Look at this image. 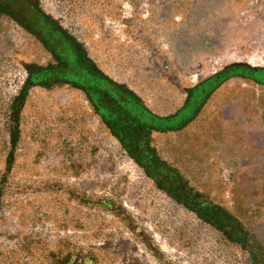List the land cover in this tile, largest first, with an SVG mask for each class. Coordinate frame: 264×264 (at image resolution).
<instances>
[{
	"label": "rangeland",
	"instance_id": "374dc122",
	"mask_svg": "<svg viewBox=\"0 0 264 264\" xmlns=\"http://www.w3.org/2000/svg\"><path fill=\"white\" fill-rule=\"evenodd\" d=\"M104 76L160 117L232 66L264 68V0H33ZM56 59L0 12V264H264V85L235 71L151 146L249 234L160 189L86 94L32 87Z\"/></svg>",
	"mask_w": 264,
	"mask_h": 264
},
{
	"label": "trees",
	"instance_id": "16d2710c",
	"mask_svg": "<svg viewBox=\"0 0 264 264\" xmlns=\"http://www.w3.org/2000/svg\"><path fill=\"white\" fill-rule=\"evenodd\" d=\"M0 12L15 17L16 22L41 41L59 62L30 70L22 91L13 101L15 115L19 114L32 87L49 89L69 84L82 90L122 147L160 189L217 228L230 227V237L236 242L250 240L249 234L234 216L191 187L176 168L159 156L151 146L150 136L154 131L176 130L194 118L212 92L239 69L243 70L241 76L264 85V68L232 66L227 72L206 80L190 91L186 108L174 116L160 117L147 109L134 94L99 72L76 43L40 11L33 0H0Z\"/></svg>",
	"mask_w": 264,
	"mask_h": 264
},
{
	"label": "flooded vegetation",
	"instance_id": "af4514ba",
	"mask_svg": "<svg viewBox=\"0 0 264 264\" xmlns=\"http://www.w3.org/2000/svg\"><path fill=\"white\" fill-rule=\"evenodd\" d=\"M8 16H10V18L11 19H13L14 21H16V18L15 17H13L12 15H8ZM52 54V53H51ZM53 55V54H52ZM53 57H54V55H53ZM56 64L55 65H57L59 62L56 60ZM65 85H69V84H65ZM69 86H71V85H69Z\"/></svg>",
	"mask_w": 264,
	"mask_h": 264
}]
</instances>
